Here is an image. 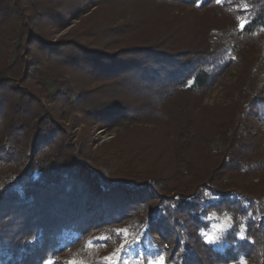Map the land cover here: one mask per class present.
I'll use <instances>...</instances> for the list:
<instances>
[{"label":"trees","instance_id":"trees-1","mask_svg":"<svg viewBox=\"0 0 264 264\" xmlns=\"http://www.w3.org/2000/svg\"><path fill=\"white\" fill-rule=\"evenodd\" d=\"M52 1L0 0V263L44 264L52 257L53 264H67L64 260L78 251L80 258L101 264L85 250L90 231L109 234L107 251L119 240L115 229L132 226L147 227L151 237H159L167 264H233L241 258L264 264V218L249 217L254 206L233 199L234 190L264 197L263 179H254L263 168L253 166L261 153L247 125L264 98H252L247 114L242 100L234 101L235 109L212 133L202 132L196 122L206 93L234 63L218 60L222 42L212 43L213 32L229 33L242 57L254 55L263 40L264 0H227L223 5L215 0H151L158 11L184 6L216 14L199 42L177 41L181 30L176 29L126 46L115 56L66 37L54 43L43 40L37 34L41 23L65 19L52 11ZM96 2L78 0L76 11L67 8L65 15ZM243 19L251 23L241 32ZM82 64L92 68L89 74L99 72L112 80L121 88L118 96L104 84L78 91L72 103L75 91L63 72L55 79V90L39 79L56 66ZM72 110L96 124L116 119L166 123L174 151L166 149L152 161L151 139L121 146L118 136L93 151L87 137L75 140L72 127L62 123L64 113ZM216 134L225 147L218 153L211 149ZM147 159L151 168L143 163ZM199 159L210 164L202 167ZM226 172L231 183L224 180ZM203 190L220 199L205 204ZM213 211L234 219L223 252L201 233L209 229L206 218ZM243 217H248L247 239L241 241L236 233ZM68 231L83 233L77 246L61 247V236Z\"/></svg>","mask_w":264,"mask_h":264},{"label":"rangeland","instance_id":"rangeland-1","mask_svg":"<svg viewBox=\"0 0 264 264\" xmlns=\"http://www.w3.org/2000/svg\"><path fill=\"white\" fill-rule=\"evenodd\" d=\"M77 1L53 0L51 3L52 11L62 17L64 15L65 19L61 21L46 20L40 24L37 34L46 42L53 43L66 37L69 40H74L84 48L99 51L104 56H115L126 46L136 44L140 40L156 39L166 31L176 29L181 30L179 32L180 35L178 34L176 37L177 41L186 43L196 40L199 42L202 39L201 33L207 29L205 26L213 20L216 14L214 13L215 11L195 10L193 7L184 6L175 8L165 6L158 11L159 6L155 7L151 0H99L98 3L96 2L93 5H86L80 12L72 13L71 16L67 15V13L65 15L67 8L72 7V10L77 9L78 5L75 4ZM226 1L222 0L220 4L223 5ZM199 4L201 6V3ZM154 9L157 11L153 12ZM12 37H14V34H12ZM219 42H222V45L218 60L220 62L233 60L234 63L218 78L216 84L208 90L203 100L204 108L199 110L198 115L195 114L197 115V126L205 133H212L216 126L215 124L227 118L229 112L235 109L233 108L235 106L234 101H238L237 99L240 98L242 100L247 114L249 101L252 98L258 94H261L260 96L264 98V34L260 46L255 51L256 53L245 58L234 50V42L231 40L229 33L223 34L221 31H214L212 43L215 45ZM104 59L107 58L105 57ZM79 67L67 68L63 65L56 66L50 72H42L39 75V79L44 80L51 90H55L58 85L55 83V79H57V75L60 72H63V80L68 82L71 89L75 91L70 96L72 103H75L78 91H90L104 84H107L106 86H109L111 91L114 92V98L121 92V88L113 85L112 80H106L100 76L99 72L95 75L89 74L88 71L92 68L87 67L86 64H82ZM42 100L45 103V100ZM64 117L62 123L69 129L72 127L73 133L76 134L75 140L87 137L93 151L103 148L115 136H118L121 146L129 144L130 140L141 141L142 139H151L155 147L151 149L150 160H155V157L166 151V149L174 151L173 143L167 140L166 135L171 126L166 125V123L145 125L142 121L135 122L127 119H116L101 121L99 124H96L93 120L87 118L84 112L78 110H72L70 113L66 111ZM245 118L243 117L242 120ZM247 121V125L258 147V152L261 153V157L254 162L253 166L263 168L254 179L255 181L263 179L264 181V104L251 117H248ZM170 132H172L171 129ZM211 149L214 153L225 149L220 135H214L213 140H211ZM150 160L147 159L143 162L146 167L151 168V163L153 162ZM198 162L202 167H207L210 164L206 160L201 161L199 159ZM159 164H163V161ZM225 174L224 180L227 183H231L230 173L226 172ZM238 179L241 178L235 180L237 181ZM242 180L246 183L251 182L252 179L247 180L242 178ZM201 193L202 202L205 204L216 203L220 199L209 191L203 190ZM152 196L154 198L159 197L158 193L154 190L152 191ZM233 199L244 201L246 206L250 204L254 206L249 212V217L255 220L264 218V197H251L241 191L234 190ZM229 217L231 219H228ZM247 218H241L239 232L245 237L243 240L239 238L241 241L247 239ZM206 221L210 223V227L201 232L202 236L204 239L206 236L218 237V239L215 240V243H209L206 239L205 241L215 249L222 252L225 251L229 246L226 242V235L234 225L233 216L229 213L213 211L208 214ZM226 225H230V227L226 231L221 232V229ZM116 229H127L130 234L129 239L134 241L136 238H139L140 240V243L136 244L128 254L130 257L129 264H136L139 254H143L146 258L145 264H147V258L158 260L161 254L164 256L158 243L159 237H151L148 234L147 227L121 226ZM102 235L109 237V234L104 231H90L85 244V250L90 255L96 254L101 264H107L103 258L109 256L119 248L121 239L119 238L110 250L105 251V243L108 239L93 240L94 237ZM61 238V247L77 246L83 238V233L68 231ZM90 241L92 242L91 245L89 244ZM78 254V251H76L75 255L69 256L64 261L68 259L67 264L69 262H73V264H91L87 260L80 258ZM241 260L245 264H256L254 260L246 258H241L233 264H240ZM48 261H51V264L54 263L52 257L45 261L44 264H47ZM121 264H123V261H121ZM165 264H167L166 260Z\"/></svg>","mask_w":264,"mask_h":264},{"label":"snow or ice","instance_id":"snow-or-ice-1","mask_svg":"<svg viewBox=\"0 0 264 264\" xmlns=\"http://www.w3.org/2000/svg\"><path fill=\"white\" fill-rule=\"evenodd\" d=\"M202 2V0H201ZM222 0H215V3L220 4ZM200 4L197 3V7H199ZM251 22L247 19H243L239 21L238 29L239 31L243 32L245 29V26L250 24ZM228 219H231L230 217ZM230 227V225H226L224 228L221 229V232H224L227 230V228ZM115 235L121 239V243L118 249H116L112 254H110L107 257H104V261L107 262V264H121V261H123V264H129V253L133 247H135L136 244L140 243L139 238H136L134 241L129 239V232L127 229H116ZM236 235L240 239H245V237L240 233L237 232ZM107 240L109 237L107 236H99L94 237L93 240ZM205 239L209 243H215V240L218 239V237H208L206 236ZM91 241L89 244L91 245ZM145 257L143 254H139V259L137 260L136 264H145ZM47 264H51V261H48ZM69 264H73V262H69ZM147 264H165V257L161 254L159 256V259L156 260L155 258H147ZM240 264H245L243 260L240 261Z\"/></svg>","mask_w":264,"mask_h":264}]
</instances>
